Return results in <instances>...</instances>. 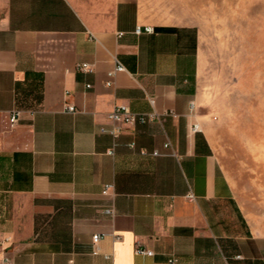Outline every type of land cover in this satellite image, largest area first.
Instances as JSON below:
<instances>
[{"label":"crops","instance_id":"crops-1","mask_svg":"<svg viewBox=\"0 0 264 264\" xmlns=\"http://www.w3.org/2000/svg\"><path fill=\"white\" fill-rule=\"evenodd\" d=\"M189 2L0 0V263L264 264V225L211 139ZM117 105L153 117L113 139Z\"/></svg>","mask_w":264,"mask_h":264},{"label":"rangeland","instance_id":"rangeland-1","mask_svg":"<svg viewBox=\"0 0 264 264\" xmlns=\"http://www.w3.org/2000/svg\"><path fill=\"white\" fill-rule=\"evenodd\" d=\"M219 163L264 225V0H189Z\"/></svg>","mask_w":264,"mask_h":264},{"label":"built area","instance_id":"built-area-1","mask_svg":"<svg viewBox=\"0 0 264 264\" xmlns=\"http://www.w3.org/2000/svg\"><path fill=\"white\" fill-rule=\"evenodd\" d=\"M141 31H142L141 27H136L134 30V33L140 34ZM144 31L146 33L150 34V33H153V28L152 27H145ZM122 34L123 33H118L119 36H121ZM76 69L79 71L85 72V73H92L93 72V68L89 64H86V63L76 65ZM122 71H124V67L120 63L117 62L115 68L108 73V76L112 77L116 72H122ZM86 88H90V85H86ZM190 108H193L192 103L190 104ZM65 111H67L69 113H75L76 112L75 107L72 105H67L65 107ZM20 114H21V112L16 110V109H13V110H10L7 112V119H8L9 128H14L19 124ZM151 117H153V115H140V114L132 113L127 106L117 105L107 115V119L112 123L111 129L107 130L104 128H100V132L108 133L113 137V139H116L118 137V135L121 133L123 126L133 125L137 122L143 123L146 121L147 118H151ZM192 129L197 130L198 126L193 125ZM163 147L165 149L169 150L171 155L175 156V152L173 151V149L169 143H165ZM113 151H114V149H111L108 152V154L113 155ZM158 155H159L158 152L153 153V156H158ZM111 189H112V185H110V184L104 185L103 190H102V194L107 195L111 191ZM189 198L191 199L192 195H189ZM104 213L113 217L115 214V210H114L113 205H111L109 208L105 209ZM101 237H102L101 234H95L92 236V246H93L92 254L93 255H97L99 252L98 251V243H99ZM113 238L115 241H117L119 239V237H116V236H113ZM0 245H1V242H0ZM135 251H136V253L144 254L147 256L152 255L151 251L140 250L138 248ZM170 262L174 263L175 260H171ZM0 264H12V261L9 257L4 256Z\"/></svg>","mask_w":264,"mask_h":264}]
</instances>
